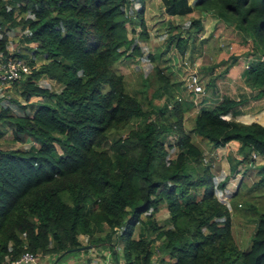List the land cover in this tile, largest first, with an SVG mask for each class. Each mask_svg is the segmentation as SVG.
Masks as SVG:
<instances>
[{"label":"trees","instance_id":"trees-1","mask_svg":"<svg viewBox=\"0 0 264 264\" xmlns=\"http://www.w3.org/2000/svg\"><path fill=\"white\" fill-rule=\"evenodd\" d=\"M159 1L169 18L194 9L238 30L231 54L217 64L227 70L247 57L244 82L264 96V0H194L191 7L185 0ZM133 2L139 4L134 21ZM144 3L0 0V28L26 32L19 42L27 46L13 49L11 57L31 67L40 61L21 83L20 95L32 114L0 109V123L11 129L12 141L35 145L0 149V262L24 252L57 258L80 247V235L95 246L114 235L124 240V264H153L158 254L168 256L169 264H264V210L256 215L249 247L240 250L230 212L214 196L210 167L190 139L195 135L214 148L235 141L241 161L251 163V154L264 156V126L225 119L241 101L221 97L199 110L185 131L181 104L147 110L126 91L119 62L142 54L126 24L137 23L139 39H147ZM169 18L160 22L164 37L153 52L160 54L148 52L150 62L170 51L182 57L188 40L202 29L199 18L182 23ZM7 48V35L0 33L1 57ZM41 76L54 80L59 91L38 85ZM30 97L42 102H28ZM118 132L124 133L108 138ZM169 134H176L175 155L166 161L163 140ZM160 209L168 212L161 225L154 219Z\"/></svg>","mask_w":264,"mask_h":264},{"label":"rangeland","instance_id":"rangeland-1","mask_svg":"<svg viewBox=\"0 0 264 264\" xmlns=\"http://www.w3.org/2000/svg\"><path fill=\"white\" fill-rule=\"evenodd\" d=\"M146 1L149 7V14H154L153 17L148 19L155 23V27H148L149 30L146 32L147 41H145L139 40V26L137 23H135L134 25H132L130 22L129 24H126L127 36L136 40L142 54L140 57L136 58L133 66H129L125 62L122 65V67H127L129 71V73L125 74V89L129 94L133 95L140 101L144 109L149 110L151 109V106H153L158 108L165 107V110H171L173 104L176 102V95L181 96V99L185 101L189 100L187 95L190 96L189 94L191 93H184V91L180 87V85L182 84L184 88L183 84L187 74L193 72L196 73L199 76L201 85L204 86V90L206 83L209 84L213 82V80H210L209 77L212 76L213 71H215L216 69L210 70V66L215 65H210V63L215 59L214 57H218L219 51L223 52L224 57L225 55L229 56V54H231L232 47H234L236 42L239 41L240 32L234 27L228 26V24L224 21L219 20L217 16H215L211 12L198 13L194 12L193 10L184 9L181 13L177 14L179 16L174 15V17L177 18L176 21L173 22L180 23L182 22V20L189 22L193 18H199L202 22L201 31L196 34V38L194 41H192V38L188 40L187 50L182 57L176 53L175 55H173L170 51L169 53L162 55L160 60L156 59V61L150 62L149 64V62L146 60L148 59V52L157 44H159L158 46L162 44L160 42L164 37V34H160V32L157 30L158 25H160V18L162 17V7L159 6L157 2L153 3L152 0ZM185 1L186 5H188V7H191L194 0ZM138 8V3H131L130 14L132 21H134L133 11L138 10ZM210 28H213L212 32L207 34V31L209 32ZM12 31L13 30H9L10 39L8 43L10 48L13 49V47L16 46L17 42V45L20 43L19 41H17V38L19 40L21 35H13ZM202 39H205V42H207L208 44L200 43ZM20 44L24 46L23 43ZM29 46L33 47L34 44L32 43ZM190 46H192V48L194 47L193 53L189 51ZM208 48H214V52L210 54L208 52ZM204 50L207 51L210 58L205 54ZM29 55H31V52L29 53ZM197 58H199V60ZM39 64L40 61L35 63V68L38 67ZM246 66L247 62L242 59L240 61L241 70L243 71ZM154 67L159 69L161 75H163L167 79V83L158 80L156 71L154 72L153 70ZM149 69L151 71H149ZM223 70L224 67L221 66V69H219L220 72L216 73V76L222 75ZM172 76H175V80L173 79V83L170 78ZM234 77L238 79V81L234 84L232 83L229 88H226V92L233 98L232 100H246V102L243 101L244 104L241 107H246L245 105H248L249 107L255 108V110L264 107V96L257 97V99L255 100L250 99L251 96L256 94L258 89H243V84L239 79V74H236ZM234 77L232 76V78ZM23 80L24 79L13 84L10 83L0 86V109H7L9 111V114L12 115L28 114L30 116L32 114L31 107L27 105V103H25V100L20 95V91L22 90L21 83ZM38 82L43 86H50L55 91L59 90V85L57 86V84L47 76L40 78ZM171 84L180 87V92L174 93L173 89L171 88ZM169 86L170 93L172 95H170L168 91ZM192 95L193 94H191V97L193 98ZM196 97L198 96H195V98ZM219 99H221V95L220 97L216 98V100ZM28 102L35 104L42 102V100L39 97H30ZM193 102L191 101V105L194 104ZM182 114V126L184 130L187 131L190 126L191 116H189L187 112L184 113L183 110ZM0 130L4 131V134L0 137V149H27L30 146H35L30 142H26L25 144L14 143L11 138V129L3 125L2 123H0ZM119 133L120 132L116 134L111 133L108 138H116V135H118ZM123 133L124 132H121L120 134ZM175 137L176 134H169L163 140L166 161L173 158V156L175 155V148L173 147V141ZM190 138L193 143L198 144L199 148H201L205 164L209 165V167L213 169L214 176L212 177V183L214 196L219 199L220 202H223L224 204L229 206L228 210L230 212V229L233 241L240 250H246L249 247L250 239L254 231L256 215L258 212L264 210V173L260 169L264 166L259 164V160L254 161L253 164L241 161V155L237 153V147H235L234 150L229 148V150H223V153L219 151L218 153H216V156H212L206 149V144H204L203 142H199V139L194 136H191ZM256 162H258L257 165ZM248 163L250 164L249 166L247 165ZM229 171L230 177H228L226 173L222 174L225 177L227 176L226 178H223L221 176L222 172ZM219 183L223 184L220 188L218 187ZM239 183L242 184L240 188H238V192L232 194ZM154 219L158 224L161 225L168 219V212L165 209H160L154 215ZM133 236H136V228L133 232ZM81 242H83L82 239ZM74 253L76 254L78 252ZM118 262L120 264H124V262H121L120 259H118Z\"/></svg>","mask_w":264,"mask_h":264},{"label":"crops","instance_id":"crops-1","mask_svg":"<svg viewBox=\"0 0 264 264\" xmlns=\"http://www.w3.org/2000/svg\"><path fill=\"white\" fill-rule=\"evenodd\" d=\"M3 1L4 2H7V0H3ZM152 1H153V3H156L157 2L159 4V6H161V3H160L159 0H152ZM144 2L145 3H144V8H143L142 19H143V21L145 23V26H146V30L145 31L147 32L149 30L148 27H152V28L155 27V25H154L155 23L152 22L150 19H148V18L153 17L154 14L153 13H150L149 14L148 3H147L146 0H144ZM133 3H138V2H133ZM191 10L194 11V9H191ZM194 12H197V11H194ZM161 13H162V17L160 18V22L162 20H166V19L169 18L168 16L164 15L162 9H161ZM176 18L177 17H170L169 19H171L172 21H176ZM183 21L186 22L185 20H182V22ZM182 22H180V23H182ZM159 26L160 25H158V27ZM158 27H157V30H158ZM212 29L213 28H210L209 29V32L207 31V34H209L210 32H212ZM0 30H1V33H4V34L7 35V40L9 41L10 35H9V30L6 28V26H3L2 28H0ZM12 30H13L12 31L13 35L20 36V35L26 33V32H24V30L21 31L19 28H15V29H12ZM139 40H141V39H139ZM17 41H19L18 38H17ZM145 41H147V39H145ZM17 43H16V46L13 47L14 50L16 48L17 49H21V48L24 49L23 47L24 46H27L24 43H23L24 46H22L20 43L17 45ZM200 43L208 44L207 42H205V39H202L200 41ZM30 44H32V43H29L28 46ZM158 45L159 44H157L156 46H158ZM34 46H35V44H34ZM8 47H10L9 46V43H8ZM155 47H153L149 51L152 54V56L154 55V57L156 56L157 53L160 54V52L153 53ZM191 48H192V46H190V49H189L190 52H191ZM197 50H199V49H197ZM16 51H18V50H16ZM204 52L209 57L207 51L204 50ZM208 52L211 54L212 52H214V48H208ZM29 53H30V51H29ZM172 54L175 55V52H172ZM222 55H223V52L222 51H219L218 57H214L215 59L210 63V65L211 64H215L214 65L215 68L213 70H215V69L216 70L213 71L212 76L209 77V79L210 80H213V82L212 83H209V84L206 83V85H205V94L203 96H200V97H196L195 98V96L192 95L193 96V98H192L191 97V94L188 93L190 95V96L187 95V97L189 98V100L188 101H185V100L181 99L182 98L181 96L176 95V102L179 103V104H181L182 108L185 110L183 112L184 113L187 112V114L189 116H191L190 125H191L192 119L194 118L195 114H197L199 110L211 106V104L213 102H215L216 101V98L220 97V95H221V97L223 96V97H227L229 99H233L226 92V88L227 87L229 88L230 85H232V83L234 84V83H236L238 81V79H236L234 77L236 74H239V79L242 81V84H243V87L242 88L243 89H245V88H248L249 90H253L254 89V88L249 87V86L246 85V83L244 82V77H243L244 70L242 71L241 68H240V61L243 59L246 62H248V58L247 57H239L237 59V61L231 67H229L227 70H223L224 72H223L222 75L216 76V73H219L220 72L219 69H221V66H219V64H217V63L220 61V59H222L221 58ZM161 56L158 58L159 60L161 59ZM136 57H132L134 59L133 60L134 62L132 61L133 63L132 62L128 63L124 59H121V61L119 62V71L123 75L124 81H125V78H126V75L125 74L129 73V71H128L127 67L126 68L125 67H122V65L125 62L129 66H133L134 63H135V61H136ZM197 59L199 60V58H197ZM146 60L150 64V61L148 59H146ZM154 61H156V60L154 59ZM35 63H37V62H35ZM210 67H212V66H210ZM150 69H149V71H151ZM204 69H203V71H204ZM232 76L234 78H232ZM43 77H45V76H41L40 78H43ZM170 78H171L172 83H173V81L175 80V76H172ZM216 80H218V81H216ZM52 81H54V80H52ZM37 83H38V85H40L42 87H45V88H48V89H52L50 86H43L38 81H37ZM57 86H58V84H57ZM180 87L182 88V90L184 91V93H186V91L183 88L182 84L180 85ZM180 87L174 86L173 84H171V88L173 89L174 93L180 92V90H181ZM59 89H60V86H59ZM168 91L170 93V86L168 88ZM256 94H257V92H256ZM256 94H254L253 96H251L250 99H252V100L257 99ZM170 95H172V94L170 93ZM234 100H239V99H234ZM191 101L192 102L194 101L193 102L194 104L191 105ZM243 101L246 102V100L243 99L241 101L240 105H238L235 108V112L236 113L235 112L233 114H229L228 113L224 118L227 119V120L228 119H231V120H234V121L243 123V124L257 123V124H259L261 126H264V109H263L264 107H261V109H257V110H255V108H253V107H249L248 105H245L246 107H241L244 104ZM188 111H189V113H188ZM191 136H194L197 139H199V142H203L204 144H206L207 145L206 146V149L209 151V154H211L212 156H216V153H218L219 151H221L223 153L224 152L223 150H227L228 148L234 150L235 147H237V153H238V144L235 141L228 142L223 147H218V148L216 147V148H214L211 144H209L207 142H204L199 137H197L195 135H192V134H191ZM196 145L198 146V144H196ZM200 150H201V148H200ZM251 160H252V162L250 164H253L254 161L259 160L260 161L259 164H261V165L264 166V163H262V162H264V156H258L257 155L256 159H252L251 158ZM258 162H256V165H257ZM210 170H211V174H212V177H213L214 176V173H213V169L211 167H210ZM223 173H226L227 176L230 177V171L229 172H222L221 173V176L224 178L225 176L222 175ZM241 184L242 183H239L238 184L237 188L234 190V192H232V194L238 192V188H240ZM133 237L134 238L135 237H138L137 233H136V236H133ZM81 239H82L83 242H81ZM78 241H79L81 247L84 248V249L79 250V251H74V252H78V253H76V254L74 252L67 253L64 256H62L60 259H58L56 262H55L56 258H54L52 256H49V255L41 256V257H38V264H120L118 262V259H120L121 262H123L122 247H123V241L124 240H120L117 237H115L114 235L112 237H110V242H105L104 244H100V245H97V246H95L93 244H88L87 243L88 242V238L86 236H84V235H80L78 237ZM158 242H159V240H157L155 242V244H158ZM155 259H156V261H158V262H160L162 264H169L170 262H172V260L168 256H161L159 254L157 255V257Z\"/></svg>","mask_w":264,"mask_h":264},{"label":"built area","instance_id":"built-area-1","mask_svg":"<svg viewBox=\"0 0 264 264\" xmlns=\"http://www.w3.org/2000/svg\"><path fill=\"white\" fill-rule=\"evenodd\" d=\"M7 50L8 54L4 58L0 56V86L18 82L28 75L32 68H35L34 65L31 67L20 58L11 57L12 49L10 47ZM184 89L187 93L198 97L205 94L204 86L201 85L199 76L194 72L187 74L184 80ZM256 157V154H251L252 159H256ZM155 258L152 259L153 264H159ZM0 264H38V257L30 252H24L20 257L11 261L5 258Z\"/></svg>","mask_w":264,"mask_h":264},{"label":"water","instance_id":"water-1","mask_svg":"<svg viewBox=\"0 0 264 264\" xmlns=\"http://www.w3.org/2000/svg\"><path fill=\"white\" fill-rule=\"evenodd\" d=\"M82 249H84V248L80 246V247H77V248H75V249H69V250H66L65 252L61 253V254L56 258L55 262H56L58 259H60L62 256H64L65 254H67V253L74 252V251H79V250H82Z\"/></svg>","mask_w":264,"mask_h":264},{"label":"clouds","instance_id":"clouds-1","mask_svg":"<svg viewBox=\"0 0 264 264\" xmlns=\"http://www.w3.org/2000/svg\"><path fill=\"white\" fill-rule=\"evenodd\" d=\"M219 200V199H218ZM222 203V202H221ZM224 204V203H223ZM226 205V204H225ZM227 206V205H226ZM229 206H227V208H228Z\"/></svg>","mask_w":264,"mask_h":264}]
</instances>
